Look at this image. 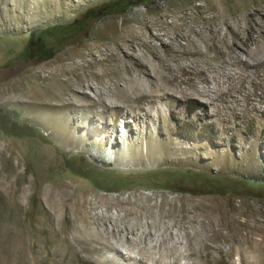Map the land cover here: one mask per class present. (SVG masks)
<instances>
[{"label": "rangeland", "instance_id": "1", "mask_svg": "<svg viewBox=\"0 0 264 264\" xmlns=\"http://www.w3.org/2000/svg\"><path fill=\"white\" fill-rule=\"evenodd\" d=\"M220 1L0 0V264H142L120 235L101 232L107 248L92 235L98 222L134 223V208L142 223L158 220L163 199L174 201L165 246L177 241L182 254V236L198 227L190 207L215 210L231 229L241 207L264 225V100L251 109L239 93L215 95L212 81L198 85L209 90L202 96L170 82L189 57L186 28L207 32ZM54 188L86 198L91 238L79 231L75 201L69 213L54 206ZM151 226L153 235L128 238L156 243L162 226ZM206 242L204 253L193 245L191 257L161 264H264V253L242 260L236 242Z\"/></svg>", "mask_w": 264, "mask_h": 264}, {"label": "bare ground", "instance_id": "2", "mask_svg": "<svg viewBox=\"0 0 264 264\" xmlns=\"http://www.w3.org/2000/svg\"><path fill=\"white\" fill-rule=\"evenodd\" d=\"M226 2L225 0L223 2L220 1L219 4H215L214 9L217 10V13L212 16L211 25L207 32L198 29L194 30L189 26L186 28V34L189 39L184 47V51L187 52L189 57L184 64L180 63L175 70L171 71L170 82H173L171 85L175 86L176 89L178 85L179 88L183 85V88L179 89L178 93L202 96L204 92L209 90H206L205 87L199 88L198 85L203 81H212L214 82V87L212 88L216 91L215 95L225 94L227 92L239 93L241 101L251 102L252 106L250 108L255 109L256 106L253 101L256 100V98L261 101L264 100V95L262 93L258 96L256 93V90L262 91L264 89V25L260 19L264 0H233L230 4H226ZM245 47L247 49H245ZM211 51H213V53H211ZM217 53H219V56ZM208 72L211 73V75L208 76ZM164 86L167 88L166 85ZM171 89V87H168V90ZM110 93L116 99L120 96V92L117 88H111ZM209 93L210 92H208V95ZM107 99L108 97L106 96L102 100L104 102V100ZM247 108V106L244 107L245 110ZM54 189L52 190V196L56 208H65L66 212L69 213L68 205L70 202L75 201L79 211L76 210L74 215L77 216V220L80 222L79 231L83 235H87L90 238L93 236L95 241H97L96 244L102 248H107V246L102 243L100 239L101 232L106 230L107 233L120 235L121 240L129 242L133 246L136 245V252L140 254L141 259L145 260L141 261L142 264H147L146 261L149 259H152L153 264H161L168 256L191 257L194 255V252H190L192 246L198 245L200 252L206 251V241L209 239L214 241L222 240L224 242L230 240L232 243L236 242L241 252L242 260H244L245 251L259 253L261 255L264 253V237L258 240V244L251 243L246 249L242 248V245L246 243L247 239L251 240L252 235L264 230V225H259L256 220L250 219V216L247 215L241 207L236 208L235 212L230 215L235 218V225L240 227L239 229H231L230 224H225L222 221L221 214L216 213L215 210L207 212L204 211L203 208L192 209L190 207L186 209L189 219H197L198 227L193 229L192 233L187 232L182 236L185 240L186 251L182 254L178 252L176 248L177 241H171L170 245L165 246V239L171 237L172 234L167 230V224L164 222L163 218L171 216V207L174 201L163 199L160 204L155 205L159 211L158 220L152 219L150 223L144 224L140 221L139 216L141 213L134 208L132 211H127L128 215L134 216V223H126L128 220L127 217H118L123 227L116 223L108 226L104 222L101 224L98 222L99 229L96 234L92 235L88 232L91 225V217L85 215L83 209L84 205L87 203L86 198L76 199L74 192H68L60 188ZM165 204L170 206L168 213L162 211V207ZM197 206L199 207L198 204ZM99 216V218H103L102 215ZM144 216L148 217V215ZM241 217H245V219L239 221L238 219ZM156 221L162 226L161 234L157 232L158 230L155 231V236L157 237L156 243L146 236L138 237L135 235L134 239L128 238L129 234H134L133 231L135 229L141 230L142 234L147 231V236L152 234L150 232L152 230L151 225L156 223ZM223 229L225 231H223ZM199 234L202 236L198 238ZM143 239L145 240V246L139 245ZM101 247H93V250L97 251ZM213 248L218 249L216 246H213ZM145 251H158L159 256L151 258L144 254ZM116 254H119V252L117 251ZM205 256H209L208 252L205 255L201 253L199 257L203 259ZM128 258L131 259L132 257L128 255ZM171 264H176V262L173 260Z\"/></svg>", "mask_w": 264, "mask_h": 264}]
</instances>
